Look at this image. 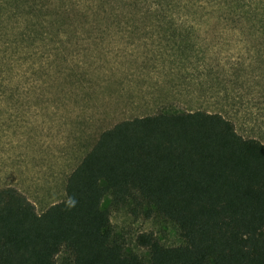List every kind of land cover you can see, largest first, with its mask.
Instances as JSON below:
<instances>
[{
	"label": "rangeland",
	"instance_id": "1",
	"mask_svg": "<svg viewBox=\"0 0 264 264\" xmlns=\"http://www.w3.org/2000/svg\"><path fill=\"white\" fill-rule=\"evenodd\" d=\"M0 0V188L40 213L105 129L162 110H208L264 143V0ZM131 8L135 10L132 11ZM87 18V25L65 26ZM110 212L125 251L182 243L161 216ZM57 264H72L68 252Z\"/></svg>",
	"mask_w": 264,
	"mask_h": 264
},
{
	"label": "trees",
	"instance_id": "2",
	"mask_svg": "<svg viewBox=\"0 0 264 264\" xmlns=\"http://www.w3.org/2000/svg\"><path fill=\"white\" fill-rule=\"evenodd\" d=\"M105 197L133 216H161L182 243L141 233L148 260L126 252ZM62 251L72 264H264V143L219 112L162 110L102 131L65 198L40 213L16 187L0 188V264H57Z\"/></svg>",
	"mask_w": 264,
	"mask_h": 264
}]
</instances>
